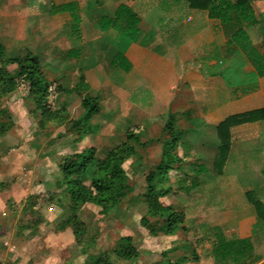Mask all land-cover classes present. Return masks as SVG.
Returning <instances> with one entry per match:
<instances>
[{
    "label": "crops",
    "instance_id": "crops-1",
    "mask_svg": "<svg viewBox=\"0 0 264 264\" xmlns=\"http://www.w3.org/2000/svg\"><path fill=\"white\" fill-rule=\"evenodd\" d=\"M67 4L79 17V39L70 30L72 14L53 11L54 6ZM120 5L131 8L139 19L140 36L126 52L131 64L129 72L111 66L118 34L100 28L101 20L113 18ZM255 5L262 18L256 24L258 29H252L256 25L246 28L235 18L224 25L210 19L207 11L190 8L183 0H0V29H16L9 39L26 40L28 52L38 57V49L44 48L38 43L56 44L59 32H64L73 40L71 49L79 53L77 58L67 59L71 64L82 59L84 51H90L92 56L94 50L108 51V74L118 78L125 100L129 102L131 98L133 105L141 109L153 107L160 115L173 113L183 132L180 144L198 148L203 160L214 163L220 146L218 126L223 121L251 114L250 121L230 128L226 164L222 174H216L220 190L231 194L229 200L237 198L238 204L228 206L231 212L218 215L213 227L222 228L234 238L249 239L260 258L258 264H264V248L255 245L264 238V221L246 196L253 194L264 207V115L255 114L264 110V73L256 77L252 64L244 57L236 59L235 54H229L227 46L238 28H243L251 44L264 56V1ZM232 23L239 27L223 29ZM228 66H233V84L220 75V70ZM80 72L78 75L83 73L88 81L93 74L90 70ZM95 74L103 76V71ZM14 140L17 145V135H0V184H7L0 189V216L16 224L20 219L32 220L31 211H36L42 220L22 230L21 235L14 234L12 247L29 249L37 241L44 242L48 250L72 246L75 237L69 228L58 233L51 230L60 213L56 205H29L31 196L46 192L40 186L43 171L50 163L37 157L32 161L25 151L11 152ZM39 166L42 173H37ZM29 257L28 254L27 261ZM63 259L53 251L35 264H63Z\"/></svg>",
    "mask_w": 264,
    "mask_h": 264
},
{
    "label": "rangeland",
    "instance_id": "rangeland-1",
    "mask_svg": "<svg viewBox=\"0 0 264 264\" xmlns=\"http://www.w3.org/2000/svg\"><path fill=\"white\" fill-rule=\"evenodd\" d=\"M238 27V24L232 23L231 27L224 26L223 29ZM262 27L264 29V21ZM258 28L256 25L252 29ZM15 31L16 29H0V43L6 47L5 55L8 59L25 56L28 52L24 44L26 40L9 39ZM56 41L57 43L52 45L38 43V46H44L38 50L45 79L54 82L56 86L61 85L70 92L69 94H58L55 98L57 102L55 108L64 109V121L53 119L43 120L41 123L35 121L28 113L19 91L9 94L3 100L1 107L5 109V113L0 115V125L6 128V134L17 135L19 138L17 145L15 140L12 141L14 145L9 147L11 152L25 151L32 161H35L37 157L39 160L41 158L45 160V164L50 163V166L43 171L40 186L46 191L45 193L55 191L52 174L58 173L59 164L74 153L93 148L97 163L105 159L122 143L129 142V133L138 126L142 127L139 135L143 143L162 139L164 136L162 119H159L160 114L156 113L153 107L145 106L141 109L133 105L131 98L128 99L130 103L125 100L126 95L119 87L121 83L118 78L108 74L110 69L106 65L108 51L94 50L93 56L90 51H84V57L71 64L67 61L66 53L74 46L73 40L64 32H59ZM32 52L36 51L32 50ZM9 69L13 73L16 72L15 66H10ZM85 70L93 72L90 74L89 81L83 75L90 86L88 95L92 98L98 96L100 99L99 112L89 118L83 116L81 98L73 91L74 86L79 82L78 71ZM97 71H103V76L96 75ZM78 120H81L82 125L74 127L73 125ZM70 126L74 128L69 129ZM85 129L91 133L81 137ZM134 147L136 155L126 159L122 164L132 191L114 204L110 202L111 192H107L100 199L96 197L94 201L84 203L77 213L78 218L86 227L82 245L74 242L72 246L66 248L48 250L44 242L37 241L32 243L29 249H15L12 247L14 246V241L12 242L14 234L21 235L22 230L40 223L42 218L38 212L31 211L33 212L32 220L20 219L14 224L0 216V264H35L47 258L53 251H58L64 258L63 264H85L86 256L82 255L80 250L89 243L90 238H95V242L90 247L89 253L97 255L107 252V257L112 264H127L114 253V248L121 238H130L133 248L139 255L130 261V264H163L165 253H168L170 259H177L183 255H189L193 249L199 255V262L194 264H216V260L212 259L209 254L211 243L206 238V230L208 227H213L218 215L231 212V209H228L229 205L238 204V202L237 198L229 200L231 194L227 195L226 192L223 193L224 191L220 190L218 177L213 167L214 163L201 159L203 155L198 152V148H186L180 142L176 144L173 152L183 158L184 163L180 171L170 173L169 184L172 185V192L165 198V202L183 212V226L186 232L179 231L175 235L158 234L157 237H151L148 230L140 225V221L147 212L143 202L146 193V179L160 160L162 143H155L146 148L138 145ZM139 156L141 160L138 159ZM1 164L0 162V169L3 168ZM196 167H208L209 171L198 175L194 171ZM94 168L95 164L83 176L85 183L86 181L88 183ZM38 171L37 173H42L40 166ZM104 207L107 208L106 211H103ZM61 213L60 209L56 219ZM56 219L51 229L54 233H58L54 231ZM150 221L155 222L154 219ZM69 229L72 231L71 228ZM225 235L228 238L235 237L229 232ZM255 245L257 247L261 245L264 248V238L255 242ZM74 250L78 252L77 255H74ZM17 253L23 254V257L18 256ZM28 254L30 255L29 262L27 261Z\"/></svg>",
    "mask_w": 264,
    "mask_h": 264
},
{
    "label": "trees",
    "instance_id": "trees-1",
    "mask_svg": "<svg viewBox=\"0 0 264 264\" xmlns=\"http://www.w3.org/2000/svg\"><path fill=\"white\" fill-rule=\"evenodd\" d=\"M192 9L207 11L210 19L220 21L227 25L233 22L234 18L246 28L258 24L261 16L256 8V2L264 0H183ZM54 13L72 14L71 33L76 39L80 38L79 17L74 12L72 5L54 6ZM139 19L135 12L126 5H120L113 18H103L100 22L102 31L113 30L118 34L115 42L116 53L111 61V66L115 69L129 72L131 64L126 57L128 47L140 36ZM228 53L237 57L246 58L256 70V77L264 73V56L254 48L250 38L243 28L231 36L227 44ZM78 51L71 49L66 54V58L73 60L77 58ZM15 66L16 72L13 73L9 67ZM233 66L223 67L220 70L226 80L232 81ZM89 84L85 81L82 74L79 75V82L74 86L73 91L81 98V108L83 116L89 118L95 115L100 109V99L97 96L92 98L88 95ZM19 91L22 99L27 106L28 113L40 122L43 120H62L64 121V109L57 110L56 95L69 94L61 85L56 86L54 82L45 79L42 73L41 62L38 55L27 52L25 56L11 57L5 55V48L0 43V115L5 113L3 100L11 93ZM254 114V113H253ZM255 114L264 115L263 111ZM251 114L236 115L227 118L218 126V137L220 140L219 151L214 161V171L217 175L222 174L226 159L231 146L229 130L234 125H239L250 121ZM162 119L164 136L162 139L149 140L146 143L141 141L139 131L142 127L134 128L128 135L129 142L122 143L111 151L103 160L96 163L95 150L93 148L84 149L66 157L58 168V173L52 174L55 181V191H50L41 195L31 196L29 205L54 204L62 211L61 215L54 222V231L62 232L66 228H71L75 237L76 244L82 245L83 237L86 232L85 224L78 218L77 213L81 206L86 202H92L111 192L110 202L112 204L120 198L125 197L132 191L128 184L127 176L122 168L124 161L136 155L134 145L146 148L155 143H162V153L160 160L154 166L146 179V193L143 202L147 212L140 225L147 229L151 237L158 234L175 235L179 231L186 232L183 226L184 214L173 205L165 202V198L172 192V185L169 184L170 173L182 169L183 158L175 154L174 147L182 138V130L177 126L175 115L167 112L159 116ZM81 120L76 121L74 127L81 126ZM74 127L70 126L69 129ZM6 128L0 125V135L6 133ZM138 131V132H137ZM91 133L85 129L81 135ZM141 160V157H138ZM95 168L89 181L85 183L83 176L86 175L92 166ZM198 175L205 173V167L194 169ZM7 184L1 183L0 189ZM248 201L254 206L258 218L264 221V207L260 201L255 199L251 193L246 194ZM101 202V201H100ZM107 208L104 207L103 211ZM150 219H154L152 223ZM206 238L211 243L209 250L210 257L216 260V264H258L260 258L255 255L253 243L249 239L228 238L222 228L208 227ZM95 238H90L89 243L85 244L80 253L86 256L85 264H112L107 252L92 255L89 253L90 247L94 244ZM75 248V247H74ZM74 255L78 252L73 251ZM114 253L123 261L129 262L139 255L132 246L130 238H121L115 248ZM199 262V255L193 249L189 255H183L177 259H170L168 253L164 254L163 264H194Z\"/></svg>",
    "mask_w": 264,
    "mask_h": 264
}]
</instances>
